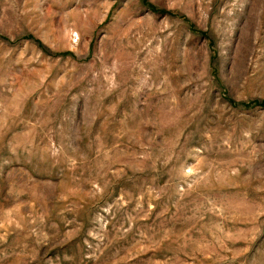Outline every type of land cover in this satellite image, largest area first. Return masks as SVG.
I'll use <instances>...</instances> for the list:
<instances>
[{"label":"rangeland","instance_id":"374dc122","mask_svg":"<svg viewBox=\"0 0 264 264\" xmlns=\"http://www.w3.org/2000/svg\"><path fill=\"white\" fill-rule=\"evenodd\" d=\"M0 264H264V0H0Z\"/></svg>","mask_w":264,"mask_h":264}]
</instances>
